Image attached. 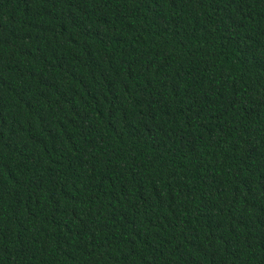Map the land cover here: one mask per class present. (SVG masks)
<instances>
[{
	"label": "trees",
	"instance_id": "obj_1",
	"mask_svg": "<svg viewBox=\"0 0 264 264\" xmlns=\"http://www.w3.org/2000/svg\"><path fill=\"white\" fill-rule=\"evenodd\" d=\"M0 264H264V0H0Z\"/></svg>",
	"mask_w": 264,
	"mask_h": 264
}]
</instances>
